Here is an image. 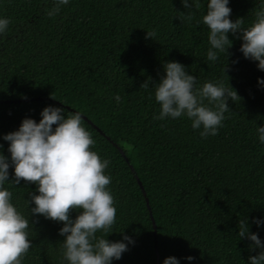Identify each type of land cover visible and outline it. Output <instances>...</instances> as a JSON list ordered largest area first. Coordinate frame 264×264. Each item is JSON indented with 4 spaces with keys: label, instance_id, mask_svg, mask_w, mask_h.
Returning a JSON list of instances; mask_svg holds the SVG:
<instances>
[{
    "label": "trees",
    "instance_id": "obj_1",
    "mask_svg": "<svg viewBox=\"0 0 264 264\" xmlns=\"http://www.w3.org/2000/svg\"><path fill=\"white\" fill-rule=\"evenodd\" d=\"M256 6L229 0L230 19L248 27ZM49 7L51 0H0V16L11 20L0 36V136L25 117L38 122L48 105L82 112L94 150L111 160L106 172L117 213L107 239L134 240L112 264H158L156 240L159 264L169 256L188 264L189 255L192 264H247L259 250L250 251L236 233L239 218L264 216V146L254 135L264 125V90L257 86L264 71L243 58L241 41L229 34L227 78L222 53L218 62L206 59V26L177 18L185 11L180 0H70L52 18ZM205 11L202 3L195 17ZM150 29L154 40L146 38ZM167 61L200 83L228 81L237 92L216 136L202 139L186 118H153L159 106L150 92ZM145 81L149 89L141 87ZM0 144L7 156V142ZM15 187L13 200L27 215L24 199L35 186L21 179ZM30 223L32 246L22 264H64L62 225L42 216ZM250 231L264 240V228L250 224Z\"/></svg>",
    "mask_w": 264,
    "mask_h": 264
},
{
    "label": "clouds",
    "instance_id": "obj_2",
    "mask_svg": "<svg viewBox=\"0 0 264 264\" xmlns=\"http://www.w3.org/2000/svg\"><path fill=\"white\" fill-rule=\"evenodd\" d=\"M69 3L70 0H51V7L45 9L46 16L55 17ZM180 3L185 11L176 12L177 18L182 23L206 26V59L218 62L222 53L225 61L222 72L226 77L228 50L233 45L229 34L241 41L238 51L243 58L256 62L257 69L264 71V0H256L257 6L252 9L254 19L248 27L242 26V18L230 19L229 0H180ZM202 3L206 11L196 18L195 10ZM10 23V18L0 16V36L7 32ZM156 35V29L146 31V38L154 40ZM162 72L150 92L159 106L153 118L161 121L186 118L202 139L216 136L224 126L226 113H231L228 101L235 103L240 99L229 82L225 85L217 79L200 83L197 76L177 61L163 63ZM257 86L258 90H264V78H257ZM141 87L149 89V82L145 81ZM113 99L119 103L121 97L116 94ZM39 116L38 122L23 118L16 130L0 136L8 145L6 156L0 144V264H22L32 246L30 216H42L62 225L58 235L64 237L60 243L64 264H112L134 240L127 235H122L121 240L107 239L113 233L117 213L109 187L112 177L106 172L111 160L94 150L97 141L84 126L81 111L66 113L62 107L48 105ZM254 135L259 145L264 146V125L255 126ZM21 179L35 186L34 192H28L29 199H24L27 215L14 202L11 190ZM29 204L34 206L29 208ZM72 212L77 213L75 218L70 216ZM250 224L258 230L264 228V216L239 218L236 235L239 240L250 242V251L259 250L248 257L247 264H264V240L258 231H250ZM183 259L192 264L195 257ZM162 264H180V258L169 256Z\"/></svg>",
    "mask_w": 264,
    "mask_h": 264
},
{
    "label": "water",
    "instance_id": "obj_3",
    "mask_svg": "<svg viewBox=\"0 0 264 264\" xmlns=\"http://www.w3.org/2000/svg\"><path fill=\"white\" fill-rule=\"evenodd\" d=\"M86 118V117H85ZM132 171H133V173H135L134 172V169L132 168ZM148 202V201H147ZM148 207H149V204H148ZM149 209H150V207H149ZM154 228H155V237H157V230H156V225L154 224ZM157 239V238H156ZM156 250H157V256H158V264H159V250H158V242H157V240H156Z\"/></svg>",
    "mask_w": 264,
    "mask_h": 264
}]
</instances>
